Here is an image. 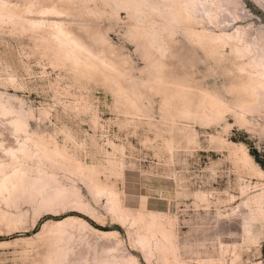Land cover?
Returning a JSON list of instances; mask_svg holds the SVG:
<instances>
[{
    "label": "rangeland",
    "instance_id": "rangeland-1",
    "mask_svg": "<svg viewBox=\"0 0 264 264\" xmlns=\"http://www.w3.org/2000/svg\"><path fill=\"white\" fill-rule=\"evenodd\" d=\"M5 1L19 7L14 20H0L1 99L49 151L60 150L56 167H42L73 184L83 205L45 204L40 194L14 203L0 198V264H57L56 248L65 239L57 238L52 222L65 216L117 231L104 241L135 258L131 264H264V204L258 202L264 198V114L238 116L242 60L233 58L230 40L198 43L189 26L171 21L155 1L126 8L114 0H52L66 8L62 16L36 12L50 0ZM28 1L32 11L24 10ZM237 2L240 17L226 29L208 24L212 34L264 29V5ZM41 18L69 22L83 48L62 45L46 25L31 27L27 20ZM2 123L9 143L10 122ZM77 163L116 188L125 220L109 211L106 193L88 189L95 180L81 175ZM28 164L30 170L37 165ZM150 214L161 226L149 235V247L135 236ZM139 215L145 221L129 226ZM77 226L68 227L78 233L72 230L75 251L79 235L96 236ZM162 227L172 233L170 246Z\"/></svg>",
    "mask_w": 264,
    "mask_h": 264
},
{
    "label": "bare ground",
    "instance_id": "bare-ground-1",
    "mask_svg": "<svg viewBox=\"0 0 264 264\" xmlns=\"http://www.w3.org/2000/svg\"><path fill=\"white\" fill-rule=\"evenodd\" d=\"M114 1L116 4L122 3L123 6L126 8H132V4L135 7H139V6L144 7L146 5L150 6L152 1H155L156 4L161 7L160 9L164 10L166 16L171 21H174L178 25L189 26L188 32L190 37H192L198 43L199 42L202 44L206 43L207 45L211 44L212 47H216L220 44L221 45L225 44L227 43V40H230L231 43H229V45L232 54H234L233 58H235L236 60L238 59L242 60L241 62L239 61V63H237L238 76H237L236 85L238 87V92H239L237 99H238V107L242 110L241 113L242 115L238 114V116L243 117L244 116L243 113H250V114L257 113L259 115L260 113L264 114V29H260V30L258 29L259 31L256 30L257 33L255 31L256 34H254L249 31V28L243 29L241 27H237V28L235 27L236 29L231 33L224 32L218 35V34H212L207 27V25L209 24L213 27L226 29V26L229 25L230 22H232L233 20H237L240 17V15L237 12V8H238L237 0H114ZM252 1L255 4L258 2L259 4L264 5V0H252ZM49 2H50L49 6L46 5L44 8L39 9L36 12L52 13L57 16L59 15L62 16V14L65 13L66 8L63 7V4L62 7L61 6L57 7V5L56 6L53 5L54 3H52L53 2L52 0H50ZM33 4L34 3H32L31 1H28L25 5L26 7H28V9L24 8V10L32 11L31 8ZM18 7L19 5L18 6H16V4L12 5L11 2L10 4H8L7 1L0 0V20L2 21L14 20L16 18L15 15L18 14V12L16 13L15 9ZM24 14H26V12H24ZM29 19L27 20L29 21V25L31 27L40 28L43 25H46L51 30V32L50 31L49 32L54 37V39H56L57 42L59 41L62 45L83 48V44L77 38L79 36H77L74 30L69 26V22H65L62 19H58V20L50 19V21L47 20L46 23V20H44L43 18L31 19V20ZM193 26H200V29H195ZM156 35L157 34H155L154 31H151L149 37L152 43H154L155 41L154 37H156ZM84 49H86L87 52L89 51L87 48ZM69 57L70 59H73L72 56ZM0 115L2 116L0 117V122L5 123L6 118L10 122L9 129H10V136L12 137L11 138L12 141L11 142L9 141V143H7L3 132L0 130V198L5 202L11 200L14 203V201L17 200V198L32 197L37 194H40L45 204H55L60 201L62 202L71 201V203H77L76 205L78 204L83 205L82 201L80 200V198L82 197L78 194V191H76L77 189L76 187L73 186V184L71 183L70 184L68 183L67 185L63 184L58 180V178H56V174L54 172L48 171L42 167V164L44 163L56 167L59 162L54 160L53 157L56 153H61L60 150L56 146H54L53 150L49 151L47 145H45L42 140L37 138V136L34 135L33 133L28 132L26 130L27 121L24 118V116L13 110L10 107L9 103L4 102L1 99V95H0ZM62 156L64 157L63 154ZM28 161H32L35 162V164H37L36 166H34L33 170H30L29 168L30 165L28 164ZM76 166H77L76 167L77 171L80 172L81 175H84V177L86 176L89 179L90 183L94 182L95 180L94 184L91 183L90 185H88L89 183L85 182L88 185L87 186L88 189H90L92 193L95 192V194L103 193V192H104L103 194L106 193L108 195V198L106 196L108 200L107 204L109 202L108 209L110 208L112 212L115 213V215L112 212L111 213L116 218L122 219L123 221V219L127 217L126 216L127 211H125L126 209L125 210L122 209V205L119 206L120 200L118 197L119 196L118 192L117 190H115L116 188H113L112 186H108L106 184L103 185L99 183L98 180H96L97 177L94 176L95 173L85 172L84 170L85 168L78 163L76 164ZM86 179L85 181H87ZM89 186L94 187V189L92 190ZM94 196H99V195H94ZM258 202L260 204H264V198L262 197L258 198ZM85 207L87 208L89 206L87 205ZM110 209L109 211H111ZM150 216L152 218L144 222V225H142L143 227L145 226L144 227L145 229L141 226L143 230L140 229L141 232L140 230H138L139 231L138 233H140L139 235L135 233L138 228L135 229L136 231L134 232L135 235L139 236V237L135 236V238L137 239L139 238L138 241L141 242L142 246H145V244L148 242L147 239L150 237L149 235L152 236L154 232V228L159 227L160 229L161 226V225L158 226V220L154 218V215L150 214ZM142 219L144 218H142L141 215H139L138 218L134 217L129 223L130 224L129 226H133L132 224L133 223L136 224L138 220H140L141 222ZM74 222H78L79 224L78 223L74 224ZM52 223H54L53 225L55 226L54 228L55 231L59 232V236L57 235L58 236L57 238H59V240L65 239L64 240L65 244H63V246L59 244L56 248L57 249L56 257L58 258L57 264H62L64 260L68 258V254L72 255V258L70 257L71 260L68 261L67 264L69 263L70 264H131V262L135 259V258L134 259L131 258L132 256L126 258V256H124L121 251L120 253L117 250L115 245H110V243L108 244L106 241H104V239L106 240L107 238H109V236L116 235L117 231L97 229L91 226L90 224H88L84 220H78V218L75 216H65ZM124 223L126 222L124 221ZM72 224L76 226L78 225L77 226L78 230L88 228V230L96 234L95 237L93 236L94 238L91 236V238H93L94 240L89 239L90 241L92 240L91 242L88 241L90 235L86 234L87 235L86 236L84 234L87 240H83L82 235L81 236L79 235V238L76 239L79 240L78 245L81 246V248L79 247L80 249L76 251H75V247L73 245L72 246L70 245L71 242L72 243L75 242L72 241V239L73 237H75L74 231H76L77 229L76 226L73 227L74 225ZM68 227L69 228L73 227L76 229L71 228L72 230H74L72 231L68 229ZM159 229H157V234L159 233L158 231ZM83 232L84 231H82V233ZM160 232H161L160 235L162 236L164 242H166L167 244L169 243L170 246V244H172L171 242H173L171 241V236H172L171 231L166 227L165 228L162 227ZM157 239L158 238H156V241L154 239L155 242L153 243H156V246L157 247L159 246L160 248V245H157L158 244ZM110 242L111 244H113L112 241ZM158 242L161 244L160 240ZM164 245L165 244L163 243V246ZM142 246H140L141 249H143ZM148 246L146 247L148 248ZM169 246L166 245V247ZM82 249H84L83 251L84 254L81 252ZM149 249L145 250V252L149 251ZM164 250L165 247L163 248L162 251ZM80 253H82L83 256L80 255ZM164 253L161 254L163 261L166 259L164 257L165 256ZM166 253H168V251ZM214 262L212 263L214 264Z\"/></svg>",
    "mask_w": 264,
    "mask_h": 264
}]
</instances>
